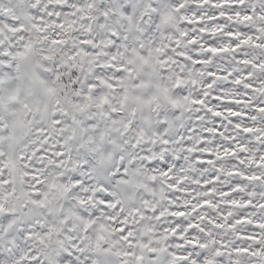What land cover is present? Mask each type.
I'll return each mask as SVG.
<instances>
[{
    "label": "snow or ice",
    "instance_id": "snow-or-ice-1",
    "mask_svg": "<svg viewBox=\"0 0 264 264\" xmlns=\"http://www.w3.org/2000/svg\"><path fill=\"white\" fill-rule=\"evenodd\" d=\"M0 264H264V0H0Z\"/></svg>",
    "mask_w": 264,
    "mask_h": 264
}]
</instances>
